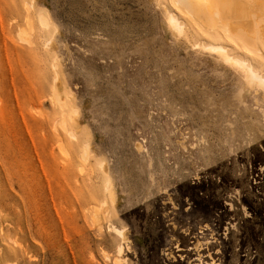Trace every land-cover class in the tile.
<instances>
[{
  "label": "rangeland",
  "instance_id": "obj_1",
  "mask_svg": "<svg viewBox=\"0 0 264 264\" xmlns=\"http://www.w3.org/2000/svg\"><path fill=\"white\" fill-rule=\"evenodd\" d=\"M256 1L246 43L176 0H0V264H264V87L204 47L264 76Z\"/></svg>",
  "mask_w": 264,
  "mask_h": 264
},
{
  "label": "bare ground",
  "instance_id": "obj_2",
  "mask_svg": "<svg viewBox=\"0 0 264 264\" xmlns=\"http://www.w3.org/2000/svg\"><path fill=\"white\" fill-rule=\"evenodd\" d=\"M176 1L191 16L197 19H200L202 15H209L215 20L219 19L221 22H224L223 28L229 35L241 36L245 40L246 43L252 42L250 27L253 21L251 19L250 13L247 10L248 5H245L247 7L243 6V3L245 0L243 2L241 0L242 4L238 3L240 6L242 5L243 8L239 7L238 5L237 6L235 5L236 0L234 1V4L231 1L232 8L230 5L231 4L230 0H176ZM256 2L258 3V1ZM233 5L235 6V8H233ZM169 20H170L171 27H173L177 32L181 33L183 31L184 25L179 21V18L176 15H174L173 13H170ZM42 22L44 24H48L44 18H42ZM261 41L262 42L264 41V35H262ZM204 47L218 53L226 62L237 65L239 67H244L249 77L262 82V85H263L262 87H264L263 73L259 71L258 69H256L252 64L248 63L246 59H241V58H238V57H235L229 54L225 46H223L222 44L211 43ZM249 83L254 84V82H251L250 79H249ZM69 134L74 136V134L71 131ZM84 153L87 155V149L85 152H82L83 155ZM85 158L86 157H84V159ZM114 229L117 231V233H119L122 239L126 237V233L123 229H119L117 227H114ZM118 251L119 253L123 252L122 243H120Z\"/></svg>",
  "mask_w": 264,
  "mask_h": 264
}]
</instances>
